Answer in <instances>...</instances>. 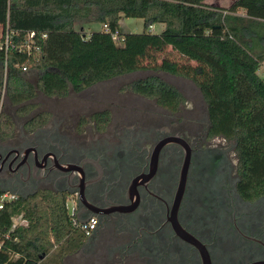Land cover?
I'll return each mask as SVG.
<instances>
[{
  "label": "trees",
  "instance_id": "obj_1",
  "mask_svg": "<svg viewBox=\"0 0 264 264\" xmlns=\"http://www.w3.org/2000/svg\"><path fill=\"white\" fill-rule=\"evenodd\" d=\"M123 18L143 20L142 34L122 35ZM78 24H98L102 29L86 35L77 30ZM158 25L164 30L152 33L151 27ZM0 26V139L16 131L14 118L32 117L39 93L65 98L153 70L190 81L200 90L211 135L236 143L239 194L250 202L264 197V78L259 74L264 63V0H236L228 8L205 0H0ZM29 33H36L38 54L25 51ZM169 47L189 63H154V56ZM130 88L168 109L185 101L180 90L158 76L135 81ZM3 98L14 115L4 110ZM110 118L104 111L93 121L104 129ZM33 125L37 126L35 119L27 128ZM21 214L28 225L11 233L0 251V264H46L51 258L56 264L57 258L79 251L88 239L74 227L66 196L49 190L21 195L3 211L0 232L10 231L12 218ZM56 249L58 256L52 257Z\"/></svg>",
  "mask_w": 264,
  "mask_h": 264
},
{
  "label": "flooded vegetation",
  "instance_id": "obj_2",
  "mask_svg": "<svg viewBox=\"0 0 264 264\" xmlns=\"http://www.w3.org/2000/svg\"><path fill=\"white\" fill-rule=\"evenodd\" d=\"M186 101L168 109L154 100L159 121L123 127L113 146L103 140L110 120L77 141L14 118L16 131L0 139V189L66 196L79 221L97 219L81 250L107 253L104 264H264V197H241L236 143L212 136L207 110Z\"/></svg>",
  "mask_w": 264,
  "mask_h": 264
},
{
  "label": "rangeland",
  "instance_id": "obj_3",
  "mask_svg": "<svg viewBox=\"0 0 264 264\" xmlns=\"http://www.w3.org/2000/svg\"><path fill=\"white\" fill-rule=\"evenodd\" d=\"M235 0H208L209 3L215 4L217 7L228 8ZM240 14H245L243 11ZM77 30L82 31L84 34L89 35L91 32L102 29V25L98 24H78ZM163 27L158 25L154 26L151 30L152 33L159 34L162 32ZM144 31V21L141 19H128L123 18L120 23V33L122 35H139ZM3 35V29L0 26V39ZM122 46V43H119ZM156 64L160 65L165 59L169 61L178 62L179 64H188L183 57L174 52L171 47L164 51L157 53L155 56ZM153 60L142 62L145 66L153 62ZM191 65H195L194 62H190ZM152 65H155L152 63ZM264 66V65H263ZM259 74L264 78V67L259 71ZM31 77L34 75L31 73ZM158 76L165 82L173 85L180 90L189 107L196 108L197 112H204L207 110L206 103L200 93V90L190 81L184 80L179 77H174L162 72H155L153 70L139 71L133 74L121 76L119 78L99 83L98 85L80 93H70L65 98H46L41 93L37 94L34 104L36 108L33 109L32 117L35 119L37 125L44 123L45 128H56L62 133L69 134L77 138L79 141L78 133L91 134L94 137L97 136V129L95 128V122L93 117L96 113L103 111L110 112V123L108 128L104 130L103 140L108 141L111 146L115 145L117 140V134L123 127L135 126L137 130H144L149 124H153L159 121L160 110L153 102L134 94L130 88V85L138 80H143L148 77ZM4 96V95H3ZM3 106L5 105V99H2ZM185 106V107H186ZM4 110L11 115H14V111L10 107L4 106ZM2 109L0 108V114ZM47 115V120L42 117ZM2 117V115H0ZM17 121H21L16 118ZM166 124L163 121L162 124ZM119 131V132H118ZM114 143V144H113ZM69 200V204L71 205ZM79 234H75V238H78ZM89 239V238H88ZM88 239H86L88 241ZM90 248L85 250H79L77 252H71L66 254L63 258H57L56 264H104L103 261L107 260V253L101 255L92 254L89 252ZM58 252V249L51 255L54 257ZM50 256V258H51ZM17 256H14L16 259ZM49 258V259H50ZM55 258H51V264ZM116 259V257H115ZM101 260V261H100ZM102 262V263H101ZM115 264H118L116 261Z\"/></svg>",
  "mask_w": 264,
  "mask_h": 264
},
{
  "label": "built area",
  "instance_id": "obj_4",
  "mask_svg": "<svg viewBox=\"0 0 264 264\" xmlns=\"http://www.w3.org/2000/svg\"><path fill=\"white\" fill-rule=\"evenodd\" d=\"M153 27H151L150 30H152ZM105 31H108V27H104ZM113 38L115 41L119 42V36L118 33H115L113 35ZM9 36L7 35L6 44H8ZM36 33H29L25 40V51L28 55L32 54H38L40 51V48L36 45ZM8 49V46L6 47ZM26 69H24L25 71ZM21 195L18 193H15L13 191L8 190H2L0 191V218L2 216L3 211H5L9 206L15 204L17 201H19ZM67 209L69 211V214L72 218V223L75 228L79 229L86 237H91L96 230L97 227V219L91 218L85 222L79 221V219L76 217V209L74 205H70L69 202L67 203ZM28 225L27 220L24 218L23 214L16 215L12 218V227L11 230L8 231L6 234H2L0 232V251L3 250L5 242L7 239L11 237V233L19 228V227H26Z\"/></svg>",
  "mask_w": 264,
  "mask_h": 264
},
{
  "label": "water",
  "instance_id": "obj_5",
  "mask_svg": "<svg viewBox=\"0 0 264 264\" xmlns=\"http://www.w3.org/2000/svg\"><path fill=\"white\" fill-rule=\"evenodd\" d=\"M186 174H187V170H186V167H185L184 170H183V173H182V178H181L180 185H179V187L177 189V193H176L175 212H176V210L178 208L179 203L182 201L183 196H184L185 185H186V181H185ZM176 228H177L176 229L177 232H179V234H180V229L177 226H176Z\"/></svg>",
  "mask_w": 264,
  "mask_h": 264
},
{
  "label": "crops",
  "instance_id": "obj_6",
  "mask_svg": "<svg viewBox=\"0 0 264 264\" xmlns=\"http://www.w3.org/2000/svg\"><path fill=\"white\" fill-rule=\"evenodd\" d=\"M235 1H236V0H235ZM235 1H234V2H235ZM205 3L208 4V5H211V6H216L215 4L209 3L208 0H205ZM242 16H247V15H246V14H242ZM160 26L163 27V29H162V31H163V30H164V26H163V25H160ZM152 29H154V27H153ZM150 31H151V30H150ZM263 65H264V63L262 64L261 69L264 67Z\"/></svg>",
  "mask_w": 264,
  "mask_h": 264
}]
</instances>
